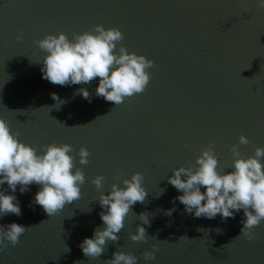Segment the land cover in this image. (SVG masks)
<instances>
[{
  "label": "water",
  "instance_id": "1",
  "mask_svg": "<svg viewBox=\"0 0 264 264\" xmlns=\"http://www.w3.org/2000/svg\"><path fill=\"white\" fill-rule=\"evenodd\" d=\"M97 24L122 32L117 52L123 45L155 65L145 91L118 106L95 95L99 78L69 86L42 78L47 53L34 41L59 32L71 40ZM82 87L91 102L74 95ZM51 93L66 103L59 107ZM0 118L38 154L42 145H71L85 174L81 198L51 217L34 203L39 185L23 194L20 185L15 193L0 186L17 197L22 213L0 216V225L29 227L0 252V264H105L116 251L135 255L137 264H264V222L253 241L236 238L243 210L226 221L219 214L196 218L174 201L182 193L168 183L173 169L193 166L208 146L221 173L232 170L230 148L240 135L249 141L239 144L243 158L264 148V9L257 0H0ZM82 146L87 165L79 164ZM136 172L145 203L132 206L117 242L108 241L98 258L86 257L79 245L104 226L92 179L103 176L107 194ZM142 212L150 213V226L138 219ZM138 225L147 242L129 238ZM153 245L156 258L145 260Z\"/></svg>",
  "mask_w": 264,
  "mask_h": 264
},
{
  "label": "clouds",
  "instance_id": "2",
  "mask_svg": "<svg viewBox=\"0 0 264 264\" xmlns=\"http://www.w3.org/2000/svg\"><path fill=\"white\" fill-rule=\"evenodd\" d=\"M257 7L264 9V0H257ZM22 38L21 35L16 37L17 40ZM123 39L118 28L105 29L99 24L90 31L73 34L71 40L63 32L48 34L34 41L47 53L42 63V78L59 86L89 84L99 78L95 95L118 106L126 98L145 91L151 79L148 70L155 67L152 60L128 52L123 45L117 52V45ZM77 94L91 102V94L86 88L78 89L74 95ZM51 98L59 107L66 103L56 93H51ZM18 136L19 133L12 132L8 122L0 118V186L6 183L8 189L15 193L17 185H20L23 194L30 185H39L34 203L40 205L49 217L57 215L66 204L80 199L85 174L75 167V156L70 154L75 149L67 143H51L40 146L38 154L36 147L23 143ZM238 142L247 145L249 141L240 135ZM239 144L230 148L233 157L231 171H218L217 155L208 146L201 150L193 166L173 169L168 183L182 193L174 201L179 200L185 212L196 218L213 219L219 214L226 221L243 210L242 227L236 238L242 236L251 242L256 238L254 229L264 222V164L261 162L264 148L257 147L253 156L243 158ZM89 155L85 147H80L79 164L87 165ZM143 179L142 174L136 172L130 179L122 181L123 187L113 183L107 194L101 191L104 177L97 175L92 179L91 183L100 191L98 202L104 211L99 216L104 226L97 227L92 238L86 237L79 245L86 257H100L108 241L115 243L120 239L118 233L123 229L132 206L146 201L148 192L142 187ZM202 187L205 189L203 192ZM172 211L174 209L167 214L171 215ZM8 214L22 215L19 201L15 195L0 190V216ZM149 216L150 213L142 212L138 219L142 225L150 226ZM28 228L15 222L0 225V252H4L9 244L16 246ZM216 231L222 230L217 228ZM129 238L134 242H147L145 227L138 225L135 234L129 233ZM180 238L188 239L187 236ZM157 251L159 247L153 245L152 251L142 254L143 258L154 260ZM112 257L105 260V264H137V257L131 253L116 251Z\"/></svg>",
  "mask_w": 264,
  "mask_h": 264
}]
</instances>
